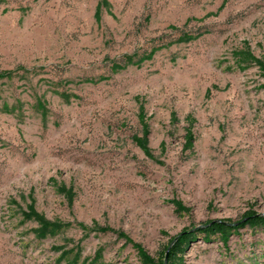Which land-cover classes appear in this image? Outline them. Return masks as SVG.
Segmentation results:
<instances>
[{"label":"rangeland","instance_id":"obj_1","mask_svg":"<svg viewBox=\"0 0 264 264\" xmlns=\"http://www.w3.org/2000/svg\"><path fill=\"white\" fill-rule=\"evenodd\" d=\"M245 44L264 60V0L0 4V72L14 71L0 79V264H143L133 244L157 259L184 229L264 215V77L239 68ZM153 49L140 66L111 68ZM140 106L152 159L133 142ZM188 116L194 143L183 152ZM31 202L70 226L37 238L23 217ZM256 262L264 230L247 227L226 248L196 240L182 264Z\"/></svg>","mask_w":264,"mask_h":264},{"label":"trees","instance_id":"obj_2","mask_svg":"<svg viewBox=\"0 0 264 264\" xmlns=\"http://www.w3.org/2000/svg\"><path fill=\"white\" fill-rule=\"evenodd\" d=\"M5 0H0V4L4 3ZM109 7L106 1H101L98 3L96 7V19H100L102 9H107ZM7 12L6 9L2 11V13ZM188 21L187 23H189ZM186 23V24H187ZM170 29L177 31L176 27H170ZM201 34L196 35L195 37H191L189 35L183 34L179 39L180 41L183 40H194L199 38ZM158 49H153L148 54L138 58L137 61H134L136 55H125L123 57L124 65H120L119 63L112 64V70L117 72L123 70L128 65H137L140 66L144 61L151 60ZM239 68L242 69V66L248 63L254 64L264 77V60L257 59L253 56L250 51V48L245 44L243 50L239 53ZM18 70L25 71L24 67H19ZM14 71L5 70L0 72V79H8L10 80L13 76ZM102 80V79H99ZM98 80V81H99ZM89 82H95L94 80H89ZM96 83V82H95ZM37 107L42 112L43 118L47 115V110L45 107V103L41 101V99H37ZM139 122L141 123L142 127V136H134L133 142L143 151V153L149 157L150 159L153 158L151 150L149 148L148 143V135H149V124L147 123L146 115L144 108L140 106L139 111ZM45 120V119H44ZM179 121L177 115L175 113L171 114V123H177ZM185 121L188 123V127L185 129L184 135V145H183V152L191 151L193 149L194 143V135H193V125L195 121L192 117H186ZM164 150V145H162V151ZM61 192L67 195L69 201L72 200V193L70 190H66L65 188H61ZM177 204V209H180V204ZM23 217L28 220H33L37 224V228L35 229V236L40 239H44L48 236H53L55 233L61 231L63 228L70 226L68 223H62L59 221H52L47 219L42 214H39L34 206L33 203L27 207V211L23 213ZM77 226L81 228L83 231L89 230L84 224L77 223ZM93 231H97L100 233H114L118 234L120 237L124 238L126 242L131 243V240L122 232H117L114 229L109 227H99L96 224L93 225ZM251 228V229H262L264 230V215L258 214L257 212L253 211L252 209L248 210L244 213L243 217L239 221H231V220H221V221H211L207 222L199 227L192 228V229H184L175 237L169 240L168 245L165 247V250L161 254V256L157 259L150 257L144 249L137 244H133V247L137 250L139 255L140 261L143 264H182L183 261V254L187 251L191 244L195 243L196 240L200 239L204 243L212 242L213 238H216L224 248L227 247L230 237L237 233L238 230L244 228ZM254 264H264L260 262H256Z\"/></svg>","mask_w":264,"mask_h":264}]
</instances>
